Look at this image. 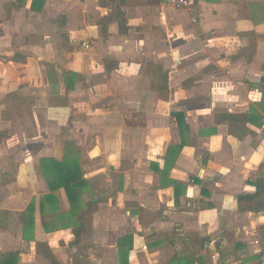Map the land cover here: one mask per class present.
Listing matches in <instances>:
<instances>
[{
  "label": "crops",
  "instance_id": "0c3cea01",
  "mask_svg": "<svg viewBox=\"0 0 264 264\" xmlns=\"http://www.w3.org/2000/svg\"><path fill=\"white\" fill-rule=\"evenodd\" d=\"M197 7L200 14L181 7L171 17L167 0H0V129L9 132L0 142L1 253L48 264L36 251L47 241L61 264L72 263L74 236L57 224L69 205L60 189L59 207L42 213L50 188L40 160L75 151L85 198L102 199L82 233L104 253L100 264H119L118 240L128 233L129 264H264V212H239L237 203L264 178V118L242 138L216 121L252 107L263 113L264 0ZM249 32L253 59L239 54ZM150 63L168 71V90L151 88ZM4 173L15 180L2 185ZM33 199L35 240L27 241L19 218Z\"/></svg>",
  "mask_w": 264,
  "mask_h": 264
},
{
  "label": "trees",
  "instance_id": "16d2710c",
  "mask_svg": "<svg viewBox=\"0 0 264 264\" xmlns=\"http://www.w3.org/2000/svg\"><path fill=\"white\" fill-rule=\"evenodd\" d=\"M116 1V0H110ZM163 0H149L150 3H161ZM208 2H218L220 0H205ZM244 1L239 2L240 8L244 5ZM115 17L118 21L120 31H128V23L125 18L123 10L118 9L115 12ZM109 19V18H108ZM250 46L240 50V55L247 56L253 59L256 53L255 33L249 32ZM109 67L116 65L112 59L105 60ZM264 70V63L262 65ZM146 73L152 76L151 88L156 91H165L169 88V73L164 69L161 63H150L146 67ZM79 80L83 78L78 75ZM71 79V78H70ZM260 90L262 92V100L258 106L262 109L260 113L255 107H252L247 113H223L216 116L217 122H227L229 132L238 138L244 137L247 132L244 128L248 123L262 124L264 118V76L260 82ZM10 97H17L24 104L33 105L35 103L34 97L20 98L17 93L10 94ZM55 97L51 98L53 101ZM180 118V121H179ZM183 116H178L179 125L183 126ZM9 136V132L5 129H0V142ZM180 147V146H179ZM42 172L46 178L50 193L45 195L44 200L40 202L42 213L45 211L46 205H50L52 210L59 207V201L56 192L60 189L64 190L66 200L69 202V210L58 216V222L63 228H70L73 234V239L69 242L70 246L77 248L75 253L71 254L72 261L78 258L87 259V248L79 246L81 242L82 233L86 230L84 224V217L89 211H96L99 203L102 202L100 198L87 199L85 194L89 191V183L84 177L81 160L78 153L72 151L66 155L62 160L55 157H44L40 160ZM8 173L2 174V185H6L15 180L14 177L7 178ZM256 187L255 192H245L237 195V203L239 212L252 211L255 213L264 212V178L258 177L254 182ZM36 205L37 202L33 199L26 210L20 213V223L23 225V237L27 241L35 240V226H36ZM44 224L46 223L45 220ZM47 224V223H46ZM59 225V224H58ZM61 244L65 245L61 240ZM134 247V234L128 233L118 240V258L119 264H129L130 251ZM37 254L44 257L49 264H61L55 255L52 247L47 241L36 242ZM20 251L12 250L1 254L0 264H19ZM170 264V263H169ZM173 264V263H172ZM192 264H195L192 262Z\"/></svg>",
  "mask_w": 264,
  "mask_h": 264
},
{
  "label": "rangeland",
  "instance_id": "374dc122",
  "mask_svg": "<svg viewBox=\"0 0 264 264\" xmlns=\"http://www.w3.org/2000/svg\"><path fill=\"white\" fill-rule=\"evenodd\" d=\"M197 4H198V0H190V6L188 7V8H183L184 10H182V9H179V8H173L172 9V11L170 12L171 13V17H173V16H178V14H180V13H183V12H181V11H179V10H182V11H185V9H186V11H188L189 13H191V14H193L194 13V15H196V13L197 14H200V8L199 7H197ZM197 7V8H196ZM193 9V10H192ZM156 10H158V11H161V10H163V8L162 7H157V9ZM190 10V11H189ZM198 10V11H197ZM256 10L259 12L260 11V9L258 8H256ZM29 123H28V130H29V128H30V132L32 133L33 132V129L34 128H36V126H33V125H31L30 127H29ZM11 164H13L12 166L13 167H15V162L14 161H12L11 163H10V165ZM8 171H13V169L11 170V169H9ZM7 176H11V174L10 173H8V175ZM67 202V203H66ZM66 202H63V204L64 203H66V204H68L69 205V202L66 200ZM59 204H60V201H59ZM65 205V204H64ZM58 222V221H57ZM57 224H59L60 225V222H58ZM90 240H91V237H90V234L88 233L86 236H85V239L82 241V236H81V245H79V246H82V247H85V248H87V256H88V258L87 259H78V258H76L75 260L73 259V261H72V263L71 264H100V260L103 258V256H104V253L102 252V251H100L97 247H96V245L95 244H93V245H91V246H88L87 244L90 242ZM82 242H86L85 244H82ZM1 252H0V256H1ZM114 254H115V252L112 250L110 253H109V257H111V258H114ZM40 264H41V262H40ZM49 264V263H48Z\"/></svg>",
  "mask_w": 264,
  "mask_h": 264
},
{
  "label": "built area",
  "instance_id": "2783aa9c",
  "mask_svg": "<svg viewBox=\"0 0 264 264\" xmlns=\"http://www.w3.org/2000/svg\"><path fill=\"white\" fill-rule=\"evenodd\" d=\"M167 3L175 8L190 6V0H167Z\"/></svg>",
  "mask_w": 264,
  "mask_h": 264
}]
</instances>
